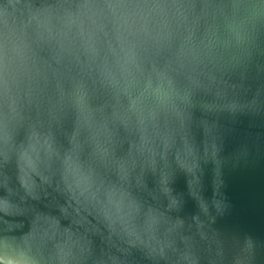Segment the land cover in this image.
I'll use <instances>...</instances> for the list:
<instances>
[{
  "label": "water",
  "instance_id": "obj_1",
  "mask_svg": "<svg viewBox=\"0 0 264 264\" xmlns=\"http://www.w3.org/2000/svg\"><path fill=\"white\" fill-rule=\"evenodd\" d=\"M8 34L0 264H264V0H0Z\"/></svg>",
  "mask_w": 264,
  "mask_h": 264
},
{
  "label": "clouds",
  "instance_id": "obj_2",
  "mask_svg": "<svg viewBox=\"0 0 264 264\" xmlns=\"http://www.w3.org/2000/svg\"><path fill=\"white\" fill-rule=\"evenodd\" d=\"M40 36V35H39ZM40 39H43L42 36H40ZM33 51V42H30L29 38L27 37V34H8L5 35L4 40L2 44H0V64L3 65V68L5 70V74L7 76H11L13 79L18 78L20 75L27 72V65L30 59V56ZM103 71V70H101ZM122 75L125 77V85L127 84V78L129 73L124 72L121 70ZM111 78L113 81H116L113 74L111 73ZM144 79H140L137 81V84ZM74 86L75 89H77V83L81 82L83 87L88 89L89 92L92 91V89L96 86L97 82H94L89 79H85L82 77L74 78L70 80ZM117 82V81H116ZM151 89V85H146L144 83V91L140 94V102L141 99L145 96L146 93ZM184 89L183 87H179L176 85V88L171 90V95L160 102V107L164 110L166 113L167 110L171 108H179L180 105L184 103L185 96L182 94ZM178 98L181 101V104H177L176 99ZM131 97H129L130 99ZM142 111V108L140 109ZM157 111L155 109H151L149 111V115L156 114ZM98 147H100L98 145ZM101 148V147H100ZM101 151L106 154V150L101 148ZM89 174H94L91 170L85 171ZM103 185L98 187L96 190L97 192H100Z\"/></svg>",
  "mask_w": 264,
  "mask_h": 264
}]
</instances>
